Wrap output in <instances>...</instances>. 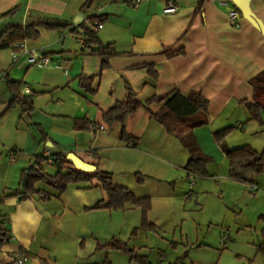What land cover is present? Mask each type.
I'll use <instances>...</instances> for the list:
<instances>
[{
    "label": "crops",
    "instance_id": "crops-1",
    "mask_svg": "<svg viewBox=\"0 0 264 264\" xmlns=\"http://www.w3.org/2000/svg\"><path fill=\"white\" fill-rule=\"evenodd\" d=\"M85 1L0 0V15L18 7L11 17L0 18L3 27L24 28L54 19L71 23L66 29L40 28L38 36L18 42V50L0 49V214L9 229L0 244V264H16L14 257L20 254L29 257L26 264H138L108 246L114 238L144 254V245L136 249V242L132 244L133 230H141L137 229L140 209L107 208L105 193L98 186L70 185L57 193L40 184L42 191L51 193L46 199L41 193L21 200L5 195L18 186L21 170L36 155L52 150L72 152L99 172H109L116 185L136 197L149 198L147 220L156 227L153 233L163 240L186 239L175 256L187 251L182 264H218L225 252L233 253L238 262L264 264L256 243H239L237 233L232 237L220 226L202 230L197 205L190 199L191 189H201L204 179L195 176L189 183L183 169L190 157L187 149L147 109L140 107L125 117L128 139L121 138V123L108 125L102 118L116 101H125L127 86L141 101L172 89L183 94L200 92L208 99V123L193 133L202 149L201 130L208 128L212 138V123L244 107L240 101L250 100L253 93L249 79L264 69V0H247L260 26L239 11L237 27L229 25L228 7L219 0L201 4L200 0H139L135 6L131 0H93L84 12ZM168 1L176 4L173 12L163 11ZM78 13L84 15L81 22L96 29L101 43L122 52L110 57L103 69L102 58L71 31L80 23L72 21ZM19 44L47 56L52 65L29 64ZM179 48L184 52L167 55ZM144 65L153 66L156 78ZM81 76L92 77L91 91L82 88ZM6 78L21 81L19 92L28 97L30 110L8 106L11 93ZM159 106L152 103L150 108L154 111ZM47 141L54 147L44 146ZM98 202L100 206L94 207ZM193 226L191 240L188 229ZM258 254L262 259L256 262ZM161 260L160 264L172 261Z\"/></svg>",
    "mask_w": 264,
    "mask_h": 264
},
{
    "label": "trees",
    "instance_id": "trees-1",
    "mask_svg": "<svg viewBox=\"0 0 264 264\" xmlns=\"http://www.w3.org/2000/svg\"><path fill=\"white\" fill-rule=\"evenodd\" d=\"M204 0H200L203 2ZM93 0H86L81 6L82 11H86L92 5ZM18 7H12L0 15V18H9ZM94 18V15L90 16ZM71 23L63 20H48L38 24L27 25L24 28L20 26L3 27L0 23V49L11 47L18 50V42L26 39H31L39 34L40 28L45 29H66ZM79 28V30H77ZM71 31L79 34L90 52L99 55L101 60V69L108 66V59L112 56L122 54L108 45L101 43L97 31L92 25L81 22L77 27L71 28ZM166 50L164 49L163 52ZM184 50L179 48L168 53V56H174L183 53ZM148 73L156 78V73L152 65H144ZM92 77L81 76L80 84L87 91H91ZM8 89L11 93V98L8 106L18 105L23 110L31 109V104L28 97L21 94V81L6 78ZM249 84L252 87V96L250 100L243 99L240 102L244 105L249 113V119H255L260 125L264 126V69L249 79ZM128 95L125 101H116L113 106L102 113L104 122L111 125L114 122L121 123V138H130L124 128V120L129 114L140 107H144L150 113V116L158 121L166 131L177 137L182 145L187 149L190 155L183 169L186 171V176L190 173L194 176H207V164L210 157L201 152L194 136L193 130L196 127L206 125L208 123V99L200 92L192 91L188 94H183L177 89H172L164 95H152L149 98L141 101L129 86L126 87ZM160 103V106L152 111L150 105ZM242 128V127H241ZM229 127L213 131L214 139L222 148L228 160L229 176L243 181L251 182V178L243 177L238 170V166L248 168L251 172H260L264 167V151L258 152L248 145L239 146L237 148H227L223 144V136L228 132ZM42 140H46V136L42 134L41 129H37ZM48 163L56 167L54 174H49L43 164ZM72 163L66 158L63 151L52 150L49 155H36L33 163L30 166L21 170L19 174L18 186L12 192H6V196L15 195L18 199H25L32 195L41 193V198L50 197V192L42 191L40 184H43L57 193L64 191L70 185H76L83 188L99 187L105 193L107 208L124 209L128 206L138 207L141 212L140 225L137 229L156 231V227L148 222L147 211L150 208L149 198L136 197L128 188L116 185L109 172L98 171L83 172L75 169ZM136 180L142 182V176L136 174ZM100 202L94 207H99ZM136 229L133 230V233ZM9 229L6 224V217L0 214V244L6 240ZM264 235V234H262ZM109 247L116 248L124 254H127L130 260H135L138 264H151L147 254L138 253L136 250L123 243L116 238L112 239ZM256 249L261 254H264V236L259 243L256 244ZM187 256V251H184L180 256L167 264H182L183 259Z\"/></svg>",
    "mask_w": 264,
    "mask_h": 264
},
{
    "label": "rangeland",
    "instance_id": "rangeland-1",
    "mask_svg": "<svg viewBox=\"0 0 264 264\" xmlns=\"http://www.w3.org/2000/svg\"><path fill=\"white\" fill-rule=\"evenodd\" d=\"M237 121L242 123V128L237 127ZM211 126L212 138H208L206 130L208 128L201 130L203 147L200 149L204 155L210 157L207 164L208 175L197 177L204 179V183L202 182L203 187L201 189H191V203L195 202L197 205L202 230H205L207 226H220L221 229H228L232 237L237 233L238 236L235 238L239 243L254 242L257 244L264 236L262 235L264 234V167L260 172L253 174L250 171H244L243 167L238 166L236 168L251 178V182L229 176L228 160L221 146L213 140L212 133L222 129V127H229L228 132L223 136L225 147L237 148L248 145L261 152L264 151V126L255 119H249V113L243 106L236 112L224 113ZM43 166L49 174H54L56 171L55 166L46 162ZM225 222L232 225L228 227L224 225ZM221 224L223 225L221 226ZM193 228L188 229L191 240L195 234V226ZM136 233L133 234L134 241L132 244L136 242V249L144 245L146 248L143 246L141 250L149 255L153 264H160L163 257L167 260H173L178 252H181H177L178 245L183 247L186 243V239L182 241L179 237L175 238L177 243L169 241L171 238L163 240L151 230L141 229ZM260 259H262V255L258 254V258L255 260L259 262ZM248 262V260L238 262L233 253L225 252L218 264H248Z\"/></svg>",
    "mask_w": 264,
    "mask_h": 264
},
{
    "label": "built area",
    "instance_id": "built-area-1",
    "mask_svg": "<svg viewBox=\"0 0 264 264\" xmlns=\"http://www.w3.org/2000/svg\"><path fill=\"white\" fill-rule=\"evenodd\" d=\"M139 0H131L130 1V5L135 6L136 4H138ZM218 2H220L222 5H225L228 7L227 10V18H228V23L230 26L233 27H237L239 26L240 22H239V10L238 8L232 3V1L230 0H219ZM167 5L164 7L163 11L164 12H173L176 9V4L173 1H168L166 3ZM101 23L96 22V26L97 27H101ZM83 44L85 45L84 41ZM20 48H21V52L22 53H26L27 52V61L29 64L32 65H36L38 67H46V66H50L52 65L51 60L45 56V55H41L35 51H27L26 48L24 47L23 44H19ZM17 59V54L13 55V60ZM237 127H243L242 123L237 122ZM99 128H102V126H100ZM45 155H49L48 151H46ZM189 183L192 184L193 180H194V175L193 174H189ZM15 258V263L16 264H26L27 260H28V256L26 254H20L17 255Z\"/></svg>",
    "mask_w": 264,
    "mask_h": 264
},
{
    "label": "water",
    "instance_id": "water-1",
    "mask_svg": "<svg viewBox=\"0 0 264 264\" xmlns=\"http://www.w3.org/2000/svg\"><path fill=\"white\" fill-rule=\"evenodd\" d=\"M230 1H232V3L238 8V10L242 13L241 15L244 16V18H246L252 24L256 26H260L257 19L253 16L252 12L250 11L249 3L247 0H230ZM83 17L84 15L82 13H78L72 21L75 24H78L80 20L83 19ZM2 20L3 19H0V21ZM44 146L49 148L54 147L49 141H47ZM66 158L72 163L75 169L81 170L83 172H93L96 170V166L94 164L80 159V157H78L72 152L67 153Z\"/></svg>",
    "mask_w": 264,
    "mask_h": 264
}]
</instances>
